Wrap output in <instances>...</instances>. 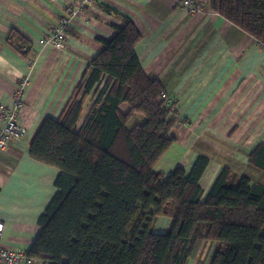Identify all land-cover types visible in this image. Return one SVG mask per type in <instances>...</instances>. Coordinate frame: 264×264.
<instances>
[{"label":"trees","instance_id":"1","mask_svg":"<svg viewBox=\"0 0 264 264\" xmlns=\"http://www.w3.org/2000/svg\"><path fill=\"white\" fill-rule=\"evenodd\" d=\"M211 8L264 47V0H211ZM122 19L60 117H47L30 145V157L59 175L27 254L48 264H186L206 241L217 244L210 264H264V181L236 180L224 168L203 198L208 157L189 173L156 171L175 142L169 136L178 121L175 102L167 105L162 81L143 71L136 53L142 35L132 19ZM8 41L29 54L31 43L18 31ZM135 117L140 122L129 127ZM249 165L264 178V143L250 153ZM161 216L172 219L163 234L154 232Z\"/></svg>","mask_w":264,"mask_h":264},{"label":"crops","instance_id":"2","mask_svg":"<svg viewBox=\"0 0 264 264\" xmlns=\"http://www.w3.org/2000/svg\"><path fill=\"white\" fill-rule=\"evenodd\" d=\"M72 1L0 0V101L10 103L18 84L27 79L23 136L0 152V245L28 253L37 238L59 170L31 158L30 145L47 117H60L103 41L123 27L124 16L142 35L136 53L143 71L162 81L175 102L178 121L169 134L175 142L156 171L170 175L181 167L189 173L200 156L208 157L199 182L203 198L224 168L236 180L247 175L264 181L249 165L250 153L264 143V47L252 35L215 13L211 0H197L201 6L196 13L185 10L183 0H96L69 27L64 49L41 46L40 38L58 25ZM13 30L30 41L28 55L9 43ZM103 84L95 86L85 112ZM121 109L126 113L129 106ZM171 224L172 219L158 217L154 232L163 234ZM216 246L202 242L186 264H198L202 254L201 264H210ZM19 264L48 263L34 259Z\"/></svg>","mask_w":264,"mask_h":264},{"label":"built area","instance_id":"3","mask_svg":"<svg viewBox=\"0 0 264 264\" xmlns=\"http://www.w3.org/2000/svg\"><path fill=\"white\" fill-rule=\"evenodd\" d=\"M94 1L96 0H73L65 7L58 25L50 28L46 35L40 38L39 44L43 47L49 45L64 49L68 28L73 24L78 14L88 9ZM182 6L190 13H196L200 10L201 4L197 0H183ZM26 86L27 79L21 80L12 101L10 103L0 101V152L6 151L13 141L23 136L21 118L25 109ZM162 97L166 100L167 105L172 104V99L167 93L163 92ZM3 231L4 223L0 220V236ZM33 260L25 250L0 245V263L2 264H19L22 261L32 262Z\"/></svg>","mask_w":264,"mask_h":264},{"label":"rangeland","instance_id":"4","mask_svg":"<svg viewBox=\"0 0 264 264\" xmlns=\"http://www.w3.org/2000/svg\"><path fill=\"white\" fill-rule=\"evenodd\" d=\"M137 117L133 118L132 122L129 124V127H132L134 121H136ZM138 220V218L136 219V221ZM136 221L134 223H136ZM133 223V224H134ZM134 229V225H132V227L128 230L127 232V238L130 239L132 237V231ZM210 243V242H209ZM212 244V243H211ZM194 260V259H193ZM205 261V256L204 254H202V257L199 259V261L197 262L198 264H201V262ZM193 264V263H190Z\"/></svg>","mask_w":264,"mask_h":264}]
</instances>
